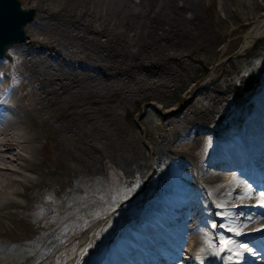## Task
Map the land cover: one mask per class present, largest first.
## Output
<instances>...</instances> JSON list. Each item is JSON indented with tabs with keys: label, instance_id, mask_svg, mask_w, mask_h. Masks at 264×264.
<instances>
[{
	"label": "bare ground",
	"instance_id": "6f19581e",
	"mask_svg": "<svg viewBox=\"0 0 264 264\" xmlns=\"http://www.w3.org/2000/svg\"><path fill=\"white\" fill-rule=\"evenodd\" d=\"M141 2L143 13L135 0H29L31 42L0 59V232L27 235L31 190L96 171L109 153L138 191L92 264H264V77L209 83L205 109L170 115L150 157L122 115L151 99L169 107L182 79L173 64L216 54L220 41L197 22L199 0ZM263 36L264 20L240 53ZM104 224L65 264L81 263Z\"/></svg>",
	"mask_w": 264,
	"mask_h": 264
},
{
	"label": "rangeland",
	"instance_id": "374dc122",
	"mask_svg": "<svg viewBox=\"0 0 264 264\" xmlns=\"http://www.w3.org/2000/svg\"><path fill=\"white\" fill-rule=\"evenodd\" d=\"M19 1L23 8L31 9L29 0ZM199 1L201 7L196 16L197 22L204 32L220 41L217 53L199 55L192 51L173 64L181 70L182 79L177 81L176 95L171 98L169 107L151 99L131 105L128 113L122 115L124 127L130 136L144 144L150 157L153 152L152 137L170 120V115L182 111L194 114L205 109L204 89L209 83V88L215 86L222 89L225 82L234 86L247 78L264 77V50L256 58H246L258 44L264 42V36L240 53L245 35L264 20V10H252L249 0H244L247 2L245 5L241 4L242 0ZM130 6L135 13L144 12L141 6L145 5L141 0H135V5ZM25 42L30 43L31 40L26 36L24 42L17 44ZM13 87L24 103L21 85L13 83ZM105 144V141L103 144L99 142L101 147ZM45 159L47 164L53 163L55 153L49 152ZM39 173L42 174L43 170ZM137 191L131 189L123 171L116 166L114 155L109 153L108 158L99 162L96 171H78L69 176L64 184L48 176L26 196L29 208L24 224L28 234L0 232V239L5 238L14 245L25 247L21 251H7L0 246V264H22L26 256L35 264H65L77 250L81 236L102 221L105 224L96 235L92 249L80 263L92 264L116 234V227ZM114 209L113 215L110 214Z\"/></svg>",
	"mask_w": 264,
	"mask_h": 264
},
{
	"label": "water",
	"instance_id": "95a60500",
	"mask_svg": "<svg viewBox=\"0 0 264 264\" xmlns=\"http://www.w3.org/2000/svg\"><path fill=\"white\" fill-rule=\"evenodd\" d=\"M35 17L34 9H24L19 0H0V59L8 49L26 40L25 26Z\"/></svg>",
	"mask_w": 264,
	"mask_h": 264
},
{
	"label": "trees",
	"instance_id": "16d2710c",
	"mask_svg": "<svg viewBox=\"0 0 264 264\" xmlns=\"http://www.w3.org/2000/svg\"><path fill=\"white\" fill-rule=\"evenodd\" d=\"M262 50H264V42L258 44L246 58L247 59H252L253 57L256 58V57H258V55L260 54V52ZM246 58H240V60H246ZM0 246L2 248L6 249L7 251H11V250L21 251V250H25V247L20 246V245H14L11 242H8L5 238L4 239L3 238L0 239ZM29 248H32V247H29ZM33 249H35V247ZM33 249L31 251H33ZM22 264H35V261H32V259L30 257L26 256V260L24 258L23 261H22Z\"/></svg>",
	"mask_w": 264,
	"mask_h": 264
},
{
	"label": "snow or ice",
	"instance_id": "6c2138e0",
	"mask_svg": "<svg viewBox=\"0 0 264 264\" xmlns=\"http://www.w3.org/2000/svg\"><path fill=\"white\" fill-rule=\"evenodd\" d=\"M262 195H264V193H262ZM260 206L264 207V203H262ZM227 245H228V241H225L224 242V248L221 249L222 252L228 250Z\"/></svg>",
	"mask_w": 264,
	"mask_h": 264
}]
</instances>
